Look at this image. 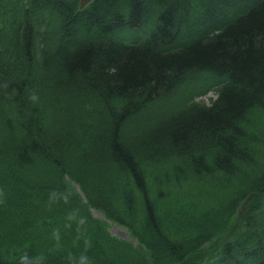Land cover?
<instances>
[{
    "label": "trees",
    "instance_id": "16d2710c",
    "mask_svg": "<svg viewBox=\"0 0 264 264\" xmlns=\"http://www.w3.org/2000/svg\"><path fill=\"white\" fill-rule=\"evenodd\" d=\"M85 238L92 264H264V0H0V264Z\"/></svg>",
    "mask_w": 264,
    "mask_h": 264
},
{
    "label": "clouds",
    "instance_id": "9594fccd",
    "mask_svg": "<svg viewBox=\"0 0 264 264\" xmlns=\"http://www.w3.org/2000/svg\"><path fill=\"white\" fill-rule=\"evenodd\" d=\"M40 95L37 91L32 90L27 96V101L32 105H37L40 102ZM72 193L68 192H57L55 190L50 191L47 197V205L51 207L57 201H63L67 203L69 201ZM73 223L77 225V230L79 231L80 226L86 223V218L79 215L77 210H72L65 217V223L63 227L65 229L71 228ZM80 236H83V233H80ZM78 236V238H80ZM50 239L54 242L55 245H59L61 241V230L60 228H53L51 231ZM90 247V242L85 238L84 239V251H81L77 255H70L67 258V264H92V260L87 254V249ZM17 264H42V258L39 256L30 255L27 252L22 253L18 257Z\"/></svg>",
    "mask_w": 264,
    "mask_h": 264
},
{
    "label": "rangeland",
    "instance_id": "374dc122",
    "mask_svg": "<svg viewBox=\"0 0 264 264\" xmlns=\"http://www.w3.org/2000/svg\"><path fill=\"white\" fill-rule=\"evenodd\" d=\"M131 37H133L134 40H139V39L141 40L142 39V36L132 34V33L129 34L128 38H131ZM215 98H216L215 94L208 93L206 96L196 99V101H202L204 104L210 105L211 101L215 100ZM92 214L97 219H100V220L103 219L102 216L95 211H92ZM108 225H109L108 226L109 233L113 237L125 240L127 242L132 243L133 245H136V242L132 238L129 237L127 231L124 228L119 227V226L112 224V223H108ZM214 244L215 243L213 242L209 245L204 246L203 249L201 250V253H199V256L193 257L192 263L200 264V263H204L206 260H212L215 256V254H214L215 245Z\"/></svg>",
    "mask_w": 264,
    "mask_h": 264
}]
</instances>
